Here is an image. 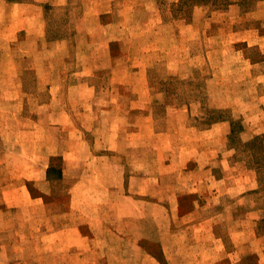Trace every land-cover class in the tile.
Returning <instances> with one entry per match:
<instances>
[{
  "label": "crops",
  "instance_id": "0c3cea01",
  "mask_svg": "<svg viewBox=\"0 0 264 264\" xmlns=\"http://www.w3.org/2000/svg\"><path fill=\"white\" fill-rule=\"evenodd\" d=\"M51 1L0 0V70L11 72L9 76L0 73V117L27 116L23 106L19 108L27 96L39 104L37 114H28L39 118L28 128L33 157L15 179L40 181L46 187L33 194L24 184L20 194L30 202L51 193L47 185L56 182L49 179L48 169L55 156L62 165L58 182L69 183L65 191L69 208L64 214L68 221L48 233L55 254L45 257L44 264H218L236 251L241 253L235 258L239 261L249 253L261 256L255 247L247 252L238 250L244 243L259 245L264 239L255 231L261 209H245L243 203L245 194L258 188L257 171L247 168L237 174V163L222 155V150H227L229 122L199 125L196 118H202L205 111L191 101L167 104L158 113L148 74L159 54L181 49L174 44L176 37L193 33L195 38L201 21L206 23L204 33L212 36L218 13L226 16L219 28L229 26L234 35L243 37L237 41H248L247 34L263 38L259 27L241 23L256 17L264 0L256 1L250 9H242L238 0L221 10L198 5L191 18L174 15L180 0H79L86 7L79 29L69 26L72 16L61 14L63 23L58 28L67 32L56 39L49 37L50 19L45 15V4H57ZM70 3L62 0L57 5L64 9ZM163 33L170 38L166 45L168 38ZM79 34L85 37V45L76 38L75 51L89 52L90 57L53 82L51 65L46 57L36 61L37 53L47 54L59 45L71 47L73 37ZM186 50L189 54L193 51L191 47ZM130 53L143 54L146 59L134 64L132 72V66L126 68L118 61ZM246 60L250 66L264 62V58L260 61L250 56ZM184 61H171L175 69L170 74L181 73ZM101 70L109 71L110 84L117 92H97L96 77ZM120 72L122 75H116ZM137 84L143 91L132 96L118 92L125 85ZM57 99L59 106L53 110ZM9 100L18 104L16 110L5 111ZM231 105L221 107L230 106L234 116L240 115L238 105ZM134 109L143 113L134 118ZM53 116L57 118L55 126ZM56 126L60 134L51 141L49 134ZM2 129L1 125L0 145L4 142ZM11 132L17 139L10 147L23 145L19 130ZM85 132L92 134V140L80 135ZM1 155L0 164L5 162ZM20 189L9 190V195L16 197ZM240 212L257 218L253 221L255 236L247 241L242 233H233L235 227L244 226ZM229 213L235 223L231 232Z\"/></svg>",
  "mask_w": 264,
  "mask_h": 264
},
{
  "label": "rangeland",
  "instance_id": "374dc122",
  "mask_svg": "<svg viewBox=\"0 0 264 264\" xmlns=\"http://www.w3.org/2000/svg\"><path fill=\"white\" fill-rule=\"evenodd\" d=\"M61 1L53 0L51 2L59 4ZM68 1L71 2L70 7L64 9L60 8L57 4H45V15L50 19L49 37L51 39H56L63 32H67L62 31L63 28H58L60 23H63L60 22L59 16L61 14L72 16L69 26L72 25L76 29L80 27V19L83 18L86 10L85 4L79 3V0ZM192 1L185 0L183 8L177 6L175 11H173L174 15L191 18L194 8L198 5H209L212 10H221L226 9L235 0H214L217 6H213L210 3L193 4ZM237 2L240 4L241 0ZM240 6L242 9H245V6L243 7L241 4ZM260 9L256 17H252L245 24L241 23V26L243 24L253 28L259 27L260 32L264 33V8ZM225 17L221 13L216 14V18L219 21L213 23V30H210L211 32L214 31L213 34L216 33L214 36L213 34L210 36V32L208 34L204 33L206 23L201 21L198 26V28H201L199 29L200 31L197 29L200 33H197L195 38L192 37L193 33H190V36L182 33L180 37H176L177 39L174 38V44L178 45L181 49L170 55L166 52L159 54V59L155 60L156 63L150 67L148 79L151 86V94H153L154 102L157 106L155 111L157 110L158 113H161L167 104H182L184 101L197 102L202 105L205 114L201 115L202 118L197 117L196 119L199 121V125L205 126L209 125L211 116L218 115L216 111H223L220 113L224 116V119L220 121L229 122V130L227 150H222V155L228 156L233 162L237 163L235 165V172L237 174L245 173L247 168H253L257 171L258 188L247 192L243 203L245 204V209L249 206L261 209L258 220L255 218L256 214L246 215V212H240V215L243 214L244 216V226L241 225L238 229L234 226L235 223H233L231 214L229 213L228 228L231 232V227H235L233 231L234 236L242 233L246 241L255 236V231L257 232V237L264 239V62L257 66H250L246 60V57L250 56L253 60L263 61L264 37L247 34L245 37L248 38V41H237L243 37L234 35L229 26L222 28V30L219 28L221 24L220 20L225 21ZM68 19L70 18L68 17ZM164 35L168 38V41L165 40L166 45V43L170 42V38L168 34ZM76 38L79 44L85 45V37L79 34V36L73 37L74 44L71 47L64 48L63 45H59L47 54L37 53L36 61H43V58L46 57V61L51 65L49 77H52L53 82L64 77L65 73L69 71L68 69L78 67L77 62L87 61L90 57L89 52L75 51L77 48ZM81 40L83 41L80 42ZM248 42H259V45L249 46ZM187 47H191L192 53L189 54L187 52ZM209 49H212V51L206 53ZM174 58L186 60L180 71L181 73H177V75L170 74L175 69L172 68L173 63L171 62L175 60ZM8 60H11V55L8 57ZM118 61L122 66L125 65L126 68L127 66H132L130 70L132 72L134 64L145 62L146 59L143 54L130 53ZM0 73H5L4 76L11 74L9 70H3V72L0 70ZM33 75L35 73L30 74V76ZM116 75H122V73L120 72ZM110 76L111 74L108 70L98 72L96 77L97 92L102 91V93L109 94L117 92L115 86L110 84L112 79ZM135 76L139 78L140 74L137 73ZM141 88L139 84L125 85V88H119L118 92L124 91L126 95L132 96L137 90L143 91V88ZM158 96L161 99H156ZM11 104L14 105L11 107ZM131 104L134 106L135 102H131ZM221 104H232L231 106L237 104V109L239 110H236V112H241V114L234 116L232 108H229L230 106L221 107ZM17 106L18 104H15V101L11 103L9 100L6 103L5 111L12 108L16 110ZM21 106H23V111L27 116L18 118L0 117V124L4 131V138L2 139L4 142L0 145V153L2 154L1 159L5 160L4 163L0 164V264H44L46 262L45 257L55 254L53 241H51L52 238L48 233L58 229L61 227V224L68 221V217L64 214L69 208V196L65 192L69 189V183L56 182L51 186L49 184L47 188L49 190L51 188L53 192L51 191L44 198L34 199L30 202L25 200L20 194L22 191L20 187L24 184L29 185L33 194L39 193L46 187L40 181L28 183L23 179H15L17 174L20 175L23 169L27 168L28 161H31L33 157L31 149L28 146V142L31 140L28 128L32 120L39 119L34 115L28 116L30 113L37 114V108H39L38 100L34 97L27 96L21 100L19 108ZM58 106L59 99L53 102V110L57 109ZM213 111L215 112L213 113ZM132 113L134 118H136L143 111L134 109ZM56 119V117H52L53 126L56 125L54 123ZM233 120H239L240 124L235 127L236 133L230 139L229 135H231ZM193 121L195 122L194 118ZM213 123L211 122V124ZM16 130L20 132L19 139L23 145L12 148L10 144L17 137L11 131L15 132ZM59 134V127H53L49 138L51 141H54V139L59 137ZM76 135L79 139V133H76ZM80 135H83L87 140H92L91 133L85 132ZM156 139L159 141V138ZM245 177H248V175H245ZM13 188L20 189V192H17V195H19H16L14 198L9 195V190ZM227 199H229L227 203H230V198ZM8 200L19 201L20 204L17 205L18 203L14 204ZM256 220V230L253 231V221ZM181 221L179 219V223ZM230 247L233 250L236 248L234 245ZM249 247L257 248L261 256L258 253H249L245 255L244 260L239 261L235 260V258L241 253L237 254L236 251V253L234 252L232 255H229L227 259L218 264H264V241L259 245L250 244V246L244 243L241 249L238 248V250L239 252H247ZM196 264H203V262H197Z\"/></svg>",
  "mask_w": 264,
  "mask_h": 264
},
{
  "label": "trees",
  "instance_id": "16d2710c",
  "mask_svg": "<svg viewBox=\"0 0 264 264\" xmlns=\"http://www.w3.org/2000/svg\"><path fill=\"white\" fill-rule=\"evenodd\" d=\"M11 1H22V0H11ZM185 0H180L178 6L180 8H183L185 6ZM257 0H241V5H243V7L245 6V9H250L252 8V6L254 5V3L256 2ZM193 4H207V3H210V4H213V6H217L214 2V0H193L192 1ZM188 5V4H187ZM215 111H213L214 113ZM223 111H216V113H218V115H214L213 117L211 116L210 117V123L211 122H216V121H220V120H223L224 119V116L221 114ZM239 120H233L232 122V130H231V135H229L230 139H232V137L234 136V134L236 133V129L235 127H237L239 125ZM242 126V124H241ZM259 163V162H257ZM255 168L257 170H259V168L257 166H255ZM61 175H62V165H61V159L59 156H55L53 157L52 159V163H51V166L50 168L48 169V177L51 181L53 182H58L59 179L61 178Z\"/></svg>",
  "mask_w": 264,
  "mask_h": 264
}]
</instances>
